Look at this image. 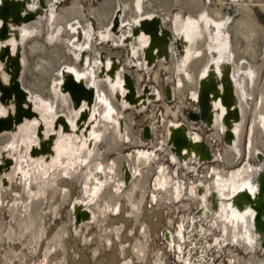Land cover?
Wrapping results in <instances>:
<instances>
[{
	"label": "bare ground",
	"instance_id": "obj_1",
	"mask_svg": "<svg viewBox=\"0 0 264 264\" xmlns=\"http://www.w3.org/2000/svg\"><path fill=\"white\" fill-rule=\"evenodd\" d=\"M13 1L20 2L19 20L23 24L21 32L25 36L21 50L20 86L29 91L31 96L41 97L44 100L42 108L48 111L55 109L56 113H63L73 119L69 97L59 93L61 70L65 67L70 71L74 69L78 81L83 75H87V87L90 84L89 77L99 71L88 64L95 63L98 55L106 53L124 61L125 68L121 76L125 72L131 75L139 93L143 92L144 84L152 85L159 92L161 101L152 102L148 110L140 115L145 113L148 124H151L162 112L165 122L161 126L152 127L151 142L145 140L143 129L136 130V111L123 110L113 100L106 83L98 82L97 97L103 94L102 100L108 104L109 116L116 120L122 116L124 127L115 125L110 118H102L103 106L95 104L94 111L100 114L95 132L100 134V141L94 145L89 160L86 152L81 155V159L87 163L85 169L76 172L72 169L73 164L62 163L61 167L54 165V170L46 168L40 171L36 164L27 162L28 170L19 182L14 180V172L9 174V184H1L0 180V209H5L10 220V225H7L5 220L0 219V241L25 240V243H31L35 247V253L40 249V257L31 264H64V243L67 244V237L72 230L76 241L84 244L97 242L103 248L98 249L95 245L91 248V255L96 260L102 252L112 251L114 244L118 243L122 260L120 264H134L136 261L138 264H147L150 259L151 264H166L163 260L164 253L152 249V229L155 237L159 234L162 240L166 210L174 208L179 214L177 218H168L167 225L171 229L166 228L171 232L169 236L165 235L168 243L163 241L167 255H172L175 259L173 264H195L190 243L194 232L187 230L188 235L184 234L186 227L191 224L202 238L201 243L194 240L193 252L198 249L205 251L203 261L207 260L209 252L214 255L217 249V255H221L218 259L221 264H264V235L260 236L253 230L256 213L250 207L238 211L226 200L245 188L254 194L250 181L257 173L264 171V24L256 12L257 8L264 12V0H104L99 7L90 5L87 10L81 6V0H70V7L60 6L64 0ZM155 15L162 19L163 26L170 33V59L158 61L149 70L141 67L132 71L127 66L126 51L123 50L124 56L113 54L108 50L113 47L106 45L105 40L113 34L111 41L114 49H118L122 38L131 31L122 29V35L118 36L120 31L112 29L116 19L120 20L122 27L127 24L136 25L142 18ZM209 20L217 27L226 28V46L229 48L235 77H239L244 71L242 83L236 85L242 120L234 147L223 143V126L219 119L207 131L200 123L194 124L191 120L195 119H190L185 114V109H189L190 93L197 91L200 74L213 61L210 55L213 44L206 34ZM184 31L190 46L186 60H181L177 42L184 37ZM148 43V36H142L140 43H132L136 46L140 63L142 49ZM214 45L222 50L220 43ZM89 51L91 58L86 56ZM15 54L14 45L12 55ZM221 59L222 57L219 58ZM116 68L117 63L114 62L113 70ZM145 77L146 83L142 84ZM166 86H170V90L166 91ZM53 92L57 93V100ZM167 93H171L172 101L166 99ZM158 103L162 104L164 110L160 111ZM174 103L175 106L172 105ZM191 111L199 114V107L195 105ZM0 115H6L3 107H0ZM179 122L187 123L192 131H197L217 157L212 164H204L193 177L180 173V179H185L187 186L200 182L205 185L206 191L199 197L198 191L192 189L191 195L187 197L188 201L182 199L177 202L180 196L174 194L173 178L167 181L168 188L163 191L153 181L160 168H163L164 175L165 170L173 173L174 168L168 165L171 152L167 142L171 129L176 130ZM149 134L148 129L147 135ZM11 140L12 135L8 129L0 133V152L1 149L10 151L8 144ZM126 144L130 150L125 153L122 150ZM184 144L186 145V140ZM138 161L147 165L139 166ZM98 170L103 174L99 173L100 176L95 177L94 173ZM125 170L127 180H130L126 188L123 181ZM69 183L77 185L80 190L77 199L89 204L88 209L93 214V220L84 222L79 231L73 230L75 210L71 208V201L74 198L72 199V191L65 189ZM213 191L217 192V203L219 202V208L215 211L208 203V196ZM61 201L64 204L71 202V220L60 225L49 237L48 228L50 230L52 227V217H57L63 207ZM196 210H199L198 220H202L204 228L202 224H197L198 220L194 221L192 218ZM156 211L162 214L159 224L153 215H149ZM121 217L124 222L120 225L113 224L110 228V223ZM128 221L135 227L128 230L125 226ZM176 224H179V231L175 234ZM94 228L98 230L97 239L93 236ZM124 236L131 242H124ZM226 243L230 245L222 249ZM187 246H190L189 257L183 258L182 250ZM149 250L151 257L148 255ZM4 253L1 264H13L15 260L19 264L26 259L25 254L12 250L7 254L5 250ZM128 254L130 256L126 260ZM54 256L58 258L51 261Z\"/></svg>",
	"mask_w": 264,
	"mask_h": 264
},
{
	"label": "water",
	"instance_id": "obj_2",
	"mask_svg": "<svg viewBox=\"0 0 264 264\" xmlns=\"http://www.w3.org/2000/svg\"><path fill=\"white\" fill-rule=\"evenodd\" d=\"M20 14V2L3 0L0 3V107H3L6 111V115H0V133L8 129L12 135V140L8 144L10 151H8L9 149H1L0 152L1 184H7L10 181L9 174L12 172H14V180L19 182L28 170L29 165L27 162L36 164L40 171L46 168L54 170L52 169L54 165L61 167L62 163L73 164L72 169L76 172L86 168L87 163L84 162V159H81V155L86 152L89 160L94 145L97 141H100V134L95 132L100 119V114L94 111L95 104L103 106L102 118H110L115 125L118 126L119 124L122 128L125 125L122 116H119L117 120L112 119L111 115L109 116L107 112L108 104L105 103V100H102L103 94L97 97L96 85L98 82L106 83L109 91L112 92L113 100L123 110L134 109L137 114H141L148 110L152 102L161 101L159 92L152 85L144 84L143 92L139 93L131 75L125 72L123 77L121 76V72L125 68L122 59L101 53L95 63L88 64L98 68L99 71L98 74L89 77L90 84L87 87L85 86L88 79L87 75H83L78 81L75 78L76 71L74 69L70 71L65 67L61 70L59 75L61 79L58 81L60 85L59 93L61 96L69 97L73 107V119H69L63 113H56L55 109L52 111L45 110L42 108L44 106L42 101L44 100L41 97L31 96L29 91L22 89L20 86L22 73L21 50L25 37L21 32L23 24L19 20ZM119 22L120 20L116 19L112 26V29L115 28V30L120 31L118 36L122 35V29L131 31L130 34L122 38L119 48L126 51L127 66L132 71L141 69V67L144 70H149L154 68L158 61L170 59V33L163 26L162 19L159 16L144 17L136 25L127 24L121 27ZM206 30V34L213 44L210 50L213 61L200 74L197 91L191 92L189 96L190 100L199 107V114H194L191 111L188 113V118L195 119L191 121L194 124H202L208 130H211L217 124V119H219L223 126V143L228 147H234L242 120L236 96V85L242 83L244 71L239 77H235L234 66L229 57V48L226 46V28L224 26L217 27L213 21L209 20ZM112 31L110 33H113ZM183 34L184 37L178 39L177 50L181 60H186L189 55L190 42L185 38V31ZM112 35H109L105 41L106 45L115 48L111 41ZM142 36H148L149 43L142 49V63H140L137 59L136 46L132 43H140ZM215 43H220L222 50L217 49ZM14 45L16 54L12 55ZM18 51L19 56H17ZM86 56L91 58V51ZM220 57H222L221 60H219ZM114 62L117 63L115 70H113ZM80 65L83 67L82 63ZM168 90H170V86H166V91ZM56 94V92H53L55 100L58 98ZM97 98L101 99L97 100ZM166 99L172 101L171 93L166 94ZM26 113H29V115L27 116ZM113 115L116 117L115 112ZM164 122L163 114L160 112L156 121L143 128L144 139L151 142L153 139L151 136L152 127L155 125L161 126ZM177 124L176 130L171 129L167 142V147L171 152L168 165L174 168L173 173L170 174L169 170H165L164 175L163 168H160L153 184L155 183L157 188L163 191L168 188L167 181L173 178L174 194L180 196L177 201L179 202L191 195L190 191L192 189L198 191L199 197H202L206 191L205 185L200 182L195 183L194 186H187L186 180L180 179V173L183 172L193 177L198 174L204 164L215 162L217 155L206 145L204 138L197 131H192L187 123L179 122ZM148 129L149 135H147ZM16 138H18L17 141ZM184 140H186V145ZM136 151H140V149H136ZM145 151L148 152L147 149ZM138 165L144 167L147 163L138 161ZM99 173L103 174L102 171L98 170L97 173H94L95 177L100 176ZM123 181L126 183L124 187L126 188L130 183V180H127L126 170ZM250 185L254 189V194L245 188L226 200H228V203L231 202L233 208L238 211L250 207L256 213L253 230L256 234L263 236L264 171L257 173L250 181ZM216 193V191H213L208 196V203L212 205L213 211L217 207L219 208ZM88 206L89 204H84L77 197H74L71 204V208L75 210L73 216L74 231H79L84 222L93 220V214ZM198 212L199 210H196L193 214L194 217L192 216L194 221L198 220ZM197 224H202L204 228L205 224L202 220L199 219ZM191 228L192 224L191 226L188 225L184 234L188 235L187 230L194 232L190 243L192 245L191 251L194 253L191 256L195 258V264H216L221 256L217 255V249H215L214 255L209 252L206 261L202 260L205 251L198 249L197 252H193V244L196 242L194 240L201 243L202 238L199 237L200 233H197L194 227ZM178 231L179 224H176L175 234ZM170 232V229L163 228L161 232L162 241L168 243L165 235L169 236ZM213 243L214 241L211 242L212 245ZM228 245L230 243H226L222 246V249H225ZM188 248L190 246L183 248V258L189 257Z\"/></svg>",
	"mask_w": 264,
	"mask_h": 264
},
{
	"label": "rangeland",
	"instance_id": "obj_3",
	"mask_svg": "<svg viewBox=\"0 0 264 264\" xmlns=\"http://www.w3.org/2000/svg\"><path fill=\"white\" fill-rule=\"evenodd\" d=\"M103 2H104V0H95V1L81 0V6H83L87 10L90 7V5H93L94 7L97 8ZM70 5H71V1L70 0H64V1L61 2L60 6L61 7H70ZM256 12H257V14H258V16L260 18L261 23L264 24V12L261 9H259V8L256 9ZM108 50H110L113 54H119V55L123 54V56H124V51L122 49H120V48H118V49L108 48ZM144 83H146V77H145V80L142 82V84H144ZM188 100H189V98H188ZM188 104H189L188 105L189 109H185V114H186L187 117H188V113H190L191 110H193V108L195 107L193 102H191L190 100H189ZM157 105L161 106L160 111L164 110L161 103H158ZM172 105L175 106V103L172 104ZM145 116H146L145 113L142 114V115L134 113V117L136 119L135 122H136V130L137 131L138 130L141 131L146 125H148V120L146 119ZM201 126L204 129H206L207 131H209L202 124H201ZM142 136H143V134L141 132V137ZM129 150H130L129 145L126 144L122 151L126 153ZM65 189H69V190L72 191V199L74 197H76L78 195V193L80 192V190L78 189L77 185L72 184V183H69ZM12 191H14V190H12ZM16 192H18V190H16ZM10 198H11V196H10ZM7 199H9V197ZM184 200L188 201L187 198H185ZM71 202L69 204H64V202L61 201V205H63V207L60 208L57 217H55V218L52 217V221L50 223V224H52V227H51L50 230L48 228V234H49L48 236L49 237L52 235L53 232L56 231V229L60 225H62L64 223H67L69 220H71V216L69 214V209H70ZM177 205H180V203H177ZM148 212H151V210L148 209ZM178 212L179 211L178 210L176 211L174 208L171 209L170 211L166 210V215H165L166 218H165L164 224L162 225V229L166 228V227L170 228L167 225L168 218L170 216L171 217L173 216L174 218H177V215L179 214ZM164 214H165V211H164ZM0 219L5 220L6 224L10 225V220L7 217L5 209H0ZM117 220H119V221L123 220V222H124L123 217H121L120 219H117ZM127 226L130 229L135 227V225L132 222H129L127 224ZM97 232H98V230L94 228L93 229V236H94L95 239L98 238V233ZM75 237L76 236H74V234H73V232L71 230V233L67 237V240H68L67 244L64 243L63 251H65V253H66L65 256H64V258H65L64 259V264H110L111 262H115V264H120L119 263V259L115 255H113L114 251H111V250H107V252H102V254L100 255L98 260L94 259L93 256L91 255V248L94 245H95V247H97L98 245L96 243L94 244V242L92 244H88V243L84 244L83 242H80V241L77 242ZM124 242H131V240L127 238L126 240H124ZM150 243H152V241ZM152 247L156 251L161 250L162 254L164 253L163 254V260L166 261V264H173L174 263V260H175L174 257L172 255H170V256L167 255L165 247L163 245V241L160 240L159 234H158V236L155 237V240L153 242ZM34 248L35 247L31 243H25V240H21V241L17 240L15 242H8V241H5V240H1L0 241V264L3 263L2 258H3V255L5 254L4 253L5 250H6V254L10 250H12L14 252H19V253H21V255L25 254L26 255V259H24L19 264H31V263L35 262L41 255L40 249H37L38 251H37V253H35V249ZM101 249H103V248H101ZM74 250L77 253H80V256L77 259H75L74 255H73V251ZM148 255L151 257L150 250H149ZM60 261H61V258H60ZM17 262H18V260H15L13 264H18ZM136 262L138 264V261H136ZM216 264H221V263H220V261H217Z\"/></svg>",
	"mask_w": 264,
	"mask_h": 264
},
{
	"label": "crops",
	"instance_id": "obj_4",
	"mask_svg": "<svg viewBox=\"0 0 264 264\" xmlns=\"http://www.w3.org/2000/svg\"><path fill=\"white\" fill-rule=\"evenodd\" d=\"M150 216L151 215H153V217H154V219L156 218L157 219V221H158V224H159V220L161 219V217H162V214H160L159 212H153L152 214H149ZM147 221V220H146ZM148 222V221H147ZM123 223V220H121V221H119V220H115V221H113V222H111L110 223V228H112V225L114 224V225H120V224H122ZM127 224L128 223H125V226L127 227V229L128 230H130V228L127 226ZM156 226H154V228H155ZM137 230V229H136ZM90 233L91 232H89V234L88 235H90ZM105 235V234H104ZM127 239V236H124L123 237V241L124 240H126ZM152 240H153V242H154V240H155V233H154V229H152ZM67 241V240H66ZM78 242V241H77ZM96 242V241H95ZM122 244H124L123 242H121ZM96 244L98 245V249H101L100 248V246H99V244L96 242ZM115 246H114V248H113V250L112 251H115V256L119 259V263H121L122 262V260L120 259V254H119V247H118V243H115L114 244ZM152 249H153V247H152ZM159 252H161V251H159ZM114 253V252H113ZM59 255V254H58ZM57 255V256H58ZM73 255H74V257H75V259H77L79 256H80V253H77L75 250L73 251ZM57 256H54L52 259H51V261L53 260V259H57L58 257ZM129 254L127 255V257H126V260L129 258ZM98 260V259H97ZM110 264H115V262H111ZM134 264H137V263H134ZM147 264H151V259L149 260V262L147 263Z\"/></svg>",
	"mask_w": 264,
	"mask_h": 264
}]
</instances>
